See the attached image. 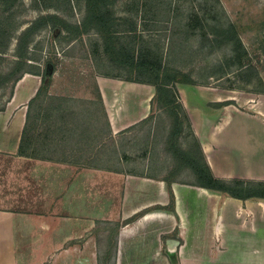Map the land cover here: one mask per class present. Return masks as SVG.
<instances>
[{
  "label": "crops",
  "instance_id": "1",
  "mask_svg": "<svg viewBox=\"0 0 264 264\" xmlns=\"http://www.w3.org/2000/svg\"><path fill=\"white\" fill-rule=\"evenodd\" d=\"M42 72L0 109V264H264V197L164 175L156 140L122 156V135L154 112L153 84L96 71L92 99L69 108L48 84L57 70ZM177 90L211 173L264 183V93Z\"/></svg>",
  "mask_w": 264,
  "mask_h": 264
},
{
  "label": "rangeland",
  "instance_id": "2",
  "mask_svg": "<svg viewBox=\"0 0 264 264\" xmlns=\"http://www.w3.org/2000/svg\"><path fill=\"white\" fill-rule=\"evenodd\" d=\"M45 1L56 3L57 8L43 6ZM107 9L115 21V49L107 47L104 37L93 30L75 35L76 25L86 14L85 0H18L12 9L0 10V20L4 29L7 25L21 29L46 12L64 20L66 25L54 19L59 23L55 29L44 28L35 35L31 54L39 69L48 60L57 70L48 84L67 99L69 108L72 95L77 102L92 99L96 71L140 80L174 76L168 87L177 100L164 108L154 96V112L148 120L122 135L121 154L131 158L135 147L139 157L152 154L151 141L156 140L166 158L164 175L195 181L194 173L180 165L172 147L175 143L177 150L188 154L198 151L177 89L184 87L190 99H197L195 90H216L239 99L264 93V0H118ZM15 43L12 38L0 53V107L12 88L9 58ZM174 114L179 122H173ZM107 136L106 156L112 143ZM172 204L170 196V208ZM166 237L177 239L176 228L162 236L164 248Z\"/></svg>",
  "mask_w": 264,
  "mask_h": 264
},
{
  "label": "trees",
  "instance_id": "3",
  "mask_svg": "<svg viewBox=\"0 0 264 264\" xmlns=\"http://www.w3.org/2000/svg\"><path fill=\"white\" fill-rule=\"evenodd\" d=\"M54 1H58V0H54ZM116 1L118 0H85L86 14L83 17V19L79 22V24L76 25L75 35H80L83 33H87L90 30H93L104 37L105 44L107 47L114 48L115 39L117 37L116 30L114 28L115 21L114 18L111 17V15H107V11H108L107 6L114 4ZM17 2L18 0H0L1 12L12 9L13 7L16 6ZM43 6L45 7L53 6L57 8V4L50 1L48 2L45 1L43 3ZM11 15L12 13L9 14L8 17H10ZM57 18L62 25H66L64 20L59 18L54 12H46L40 14L39 16L34 18V20L30 21L28 25H26L21 29L20 26H15L11 28V25H7V28L4 29L3 23L0 20V53L9 47L12 38L16 39V43L14 45V50L12 53L13 56L9 58V64L12 65L11 73L13 74L12 88L14 87L15 82L23 75V73L29 72V73L39 74V66H38L39 64H37L38 61L31 54L32 53L31 44L34 41L35 35L42 29L44 28H50L51 30L55 29V27H57L59 23H56L53 20ZM52 69H53L52 64L48 60L45 61V67L43 68V72H42L43 76L47 74L50 75ZM112 77L122 78L119 77L118 75ZM122 79L138 81V82H147L153 84L156 89L155 98L157 95V101H159L161 103V106H163L164 108H167L168 106L170 107L171 104H173V102L177 100V94H175V97H173V95L170 93V88L168 87L171 81H174V76H168V77L164 76L163 78L161 77L155 80H140L133 78H122ZM12 88H11V92H12ZM230 102H231L230 100H225L222 103L226 104ZM0 109H2V106L0 107ZM174 115L175 117H172L173 122L174 123L179 122L177 114ZM177 132L178 131L173 133L177 134ZM172 147L175 149V150L173 149L175 151L174 152L175 156L177 155L179 157L180 165H185L190 168V170L194 173L195 182L198 185L210 189L226 192L234 196L264 197V183L253 184L251 182L240 179L224 180V179L216 178L211 173L210 168L206 164L202 151L200 150L199 144H198V151L192 154L184 153L182 152L181 149L177 150L178 148L175 143L174 146L172 145ZM168 252L173 262L175 263L176 259L175 256L173 255L174 253L173 250H168Z\"/></svg>",
  "mask_w": 264,
  "mask_h": 264
}]
</instances>
